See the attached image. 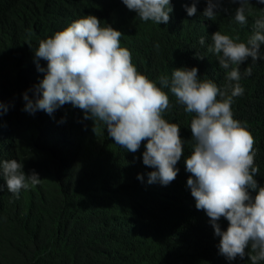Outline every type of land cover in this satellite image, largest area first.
<instances>
[{
  "label": "trees",
  "instance_id": "trees-1",
  "mask_svg": "<svg viewBox=\"0 0 264 264\" xmlns=\"http://www.w3.org/2000/svg\"><path fill=\"white\" fill-rule=\"evenodd\" d=\"M191 3L172 5L169 23L158 25L141 21L122 0H0V102L8 109L0 117V161L16 159L24 163L26 174L34 170L41 178L39 185L22 189L15 198L0 175V264H250L219 253L220 237L206 213L196 209L187 187V157L177 163L178 175L169 185L149 184L147 173L156 169L143 164L147 141L136 153L128 152L115 144L103 124L84 120L82 110L71 104L51 116L23 111L22 94L44 77L34 57L39 42L87 15L124 34L120 46L157 86L158 77H170L172 69L196 67L201 79L223 88L226 70L208 51L211 36L220 31L246 42L264 5L251 0L253 15L240 25L234 19L238 5L227 0L223 7L229 11L213 20L203 16L206 0L197 4L201 19L180 20L185 14L181 7ZM201 37L204 45L199 44ZM39 63L47 68L46 61ZM248 66L252 74L242 77L245 92L234 98L232 111L254 137L255 179L264 186V59L255 64L249 59L240 66L242 74ZM164 91L170 99L164 119L179 125L190 156L194 114L185 113L171 92ZM219 224L227 230L225 219Z\"/></svg>",
  "mask_w": 264,
  "mask_h": 264
},
{
  "label": "clouds",
  "instance_id": "clouds-1",
  "mask_svg": "<svg viewBox=\"0 0 264 264\" xmlns=\"http://www.w3.org/2000/svg\"><path fill=\"white\" fill-rule=\"evenodd\" d=\"M182 6L185 14L180 20H193L200 16L197 4ZM235 8L234 19L247 25L253 15L251 0H227ZM128 10L143 21L158 25L168 24L172 5L181 0H122ZM225 0H206L203 16L215 19ZM263 4L264 0H256ZM188 14V16H187ZM184 16V17H183ZM246 42L235 37L212 34L208 51L217 56L219 67L226 70L228 83L219 87L212 79H201L198 68L172 69L171 76L161 75L157 82L140 73L132 62L131 52L120 46L122 32L112 26H102L94 15L83 16L62 31L41 40L34 52L36 68L44 73L42 81L22 94L23 111L35 114L43 111L50 116L66 104L82 110L84 120L99 122L115 144L136 153L147 141L142 154L143 164L156 169L147 173L148 183L159 182L167 186L179 172L176 167L181 158L190 177L187 187L195 200L197 210L209 217L219 241V253L227 260L237 258L250 264L264 262V186H259V168L255 164L257 151L254 137L246 122L234 119L232 105L244 95L242 77L252 74V67L244 69L249 59L255 64L264 59V9H260ZM201 19V18H200ZM32 36L31 30L28 32ZM205 38L199 39L204 45ZM158 48L159 45H156ZM200 59H203L201 57ZM46 61L47 68L39 61ZM168 89L187 114H194L190 122L191 155L180 136L177 123H169L164 113L170 108ZM29 93H32L30 96ZM0 102V117L7 111ZM95 132V127L93 128ZM0 175L7 190L19 198L21 190L41 183L33 170L24 172V163L16 159L0 161ZM137 179L143 180L142 175ZM251 191L256 195L252 196ZM221 218L228 222L221 230ZM222 260V262H224Z\"/></svg>",
  "mask_w": 264,
  "mask_h": 264
}]
</instances>
